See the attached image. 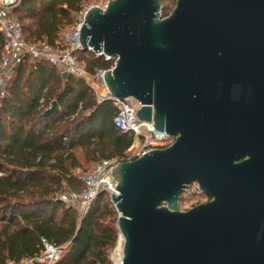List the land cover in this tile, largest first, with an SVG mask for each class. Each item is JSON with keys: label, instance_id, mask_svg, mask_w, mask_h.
<instances>
[{"label": "water", "instance_id": "obj_1", "mask_svg": "<svg viewBox=\"0 0 264 264\" xmlns=\"http://www.w3.org/2000/svg\"><path fill=\"white\" fill-rule=\"evenodd\" d=\"M175 2L110 0L80 30L116 58L110 96L174 138L112 170L121 264H264V0ZM192 183L208 201L181 211Z\"/></svg>", "mask_w": 264, "mask_h": 264}, {"label": "trees", "instance_id": "obj_2", "mask_svg": "<svg viewBox=\"0 0 264 264\" xmlns=\"http://www.w3.org/2000/svg\"><path fill=\"white\" fill-rule=\"evenodd\" d=\"M88 1L21 0L13 13L27 42L56 46ZM160 12V18L168 16ZM76 56L91 75L113 63L87 50ZM5 89L0 99V264L38 257L41 239L70 245L57 264H111L108 255L119 232L110 195L100 192L82 218L57 196L65 189L81 193L84 186L73 170L121 159L133 134L114 127L111 101L98 99L82 78L62 79L47 62L24 60Z\"/></svg>", "mask_w": 264, "mask_h": 264}, {"label": "built area", "instance_id": "obj_3", "mask_svg": "<svg viewBox=\"0 0 264 264\" xmlns=\"http://www.w3.org/2000/svg\"><path fill=\"white\" fill-rule=\"evenodd\" d=\"M20 1L0 0V36L2 38L0 99L6 95L7 81L24 60H29L32 63L44 61L60 70L61 73L66 72L68 75L84 79L98 99L111 101L116 110L113 118L114 127L121 133L133 134L131 146L125 151L121 159L113 158L97 161L89 171L77 175L84 186L81 193L65 189L57 196L66 205L74 207L79 218H82L100 192L105 191L109 195L117 194L115 191L116 183L111 173L118 162L135 160L143 154L154 149H163L171 143L168 142V138H158L156 132H152L146 125H141L134 115V109L129 107L124 99L111 97L109 93L101 95L100 89L106 88L104 82L106 70H97L94 75H91L85 71L83 64L78 60L76 52L85 51L79 41L80 30L86 12L91 7L76 14L74 26L66 30L67 32L64 33L61 44L53 46L47 43H29L26 41L22 26L13 13ZM87 51L93 52L90 48ZM93 54L96 57L103 56L105 60H112L113 63L109 70L116 66V58H111L102 53L93 52ZM188 196L207 198L201 193L196 183H192L184 189L180 200ZM207 199H205V202L208 201ZM41 243L43 245L41 254L36 258L27 260L28 264H32L34 260L45 264H57L70 249L68 244L55 246L45 239H41Z\"/></svg>", "mask_w": 264, "mask_h": 264}, {"label": "rangeland", "instance_id": "obj_4", "mask_svg": "<svg viewBox=\"0 0 264 264\" xmlns=\"http://www.w3.org/2000/svg\"><path fill=\"white\" fill-rule=\"evenodd\" d=\"M108 1H110V0H90V1L86 2V4H84V9H87L88 7H100V8H104V6H106V4H107ZM175 4H176L175 0H162L161 9H163L164 11H166L167 14L169 15L172 12V10L174 9ZM69 29L70 28H67L64 31L69 30ZM173 140H174L173 137H168V142L169 143H172ZM76 153L79 156V152H76ZM94 163L95 162H92L90 164H84L83 163L82 164V168L81 169H75V170H73V173L75 175H78L80 173H84L86 171H89ZM205 199H207V198H204V197H189V196L187 198H181V200L179 201V208H180L181 211L188 210V209L192 208L195 205L205 203ZM118 240H119V236H118V239H117V242H116L115 247L109 252V255H108V258H109L111 264H115L111 260V256H112L113 251L117 247ZM20 264H28V263H27V260H25V261L21 262Z\"/></svg>", "mask_w": 264, "mask_h": 264}, {"label": "bare ground", "instance_id": "obj_5", "mask_svg": "<svg viewBox=\"0 0 264 264\" xmlns=\"http://www.w3.org/2000/svg\"><path fill=\"white\" fill-rule=\"evenodd\" d=\"M99 92L101 93V95H107V93H109L107 88L100 89ZM121 247L122 243L118 242L116 249L112 253L111 260L115 264H121Z\"/></svg>", "mask_w": 264, "mask_h": 264}]
</instances>
